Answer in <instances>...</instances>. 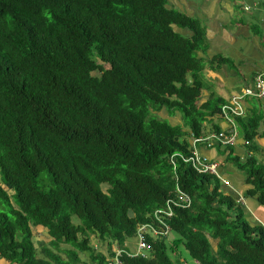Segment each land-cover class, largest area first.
I'll list each match as a JSON object with an SVG mask.
<instances>
[{
  "label": "trees",
  "instance_id": "1",
  "mask_svg": "<svg viewBox=\"0 0 264 264\" xmlns=\"http://www.w3.org/2000/svg\"><path fill=\"white\" fill-rule=\"evenodd\" d=\"M199 24L169 0H0L1 259L107 264L139 226L161 227L155 211L179 188L190 207L162 216L167 235H145L147 256L121 264H264V227L219 176L184 162L224 103L198 105ZM258 120L236 119L247 141ZM230 160L264 206V167ZM35 227L47 245L34 246Z\"/></svg>",
  "mask_w": 264,
  "mask_h": 264
},
{
  "label": "crops",
  "instance_id": "2",
  "mask_svg": "<svg viewBox=\"0 0 264 264\" xmlns=\"http://www.w3.org/2000/svg\"><path fill=\"white\" fill-rule=\"evenodd\" d=\"M169 5L197 20L204 31L205 47L195 52L196 60L202 64L199 106L215 98L225 102L230 97L240 96L241 89L253 85L257 74H264V0H169ZM178 32L187 37L193 35L188 29L178 28ZM240 105L244 122L253 115L259 117L252 139L247 141L241 128L227 124L219 116H209L203 123L202 137L215 133V125H218L222 131L237 133L235 143L228 147L200 143L195 150L207 160L218 163L222 191L241 204L251 222L264 227V206L256 197L246 195L252 186L230 160L238 158L244 162L252 157L258 166L264 167V98H247ZM168 119L173 125L182 124L179 115ZM32 233L36 248L49 243L47 231L42 227H35ZM34 237H37L36 243ZM91 244L96 245L92 240ZM102 249L106 253V245H102ZM0 264L8 262L0 258Z\"/></svg>",
  "mask_w": 264,
  "mask_h": 264
},
{
  "label": "built area",
  "instance_id": "3",
  "mask_svg": "<svg viewBox=\"0 0 264 264\" xmlns=\"http://www.w3.org/2000/svg\"><path fill=\"white\" fill-rule=\"evenodd\" d=\"M255 84H256V93L255 95L257 97H263L264 96V79L261 76H257L255 78ZM250 93V91H247ZM227 112H230V114L238 115L240 114V111H236V109H231L229 107H225ZM235 135H211L206 138H196L193 140L194 143H200V142H206L208 144L212 143L213 141H218L222 145H231L234 143ZM184 162L188 163L190 162L191 165L199 172V173H209L214 174L218 176V163L217 162H211L208 161L206 158L200 156L196 150L193 148V154L190 158L184 159ZM176 197L167 199L166 201V207L165 209H158L155 211V217L158 221L159 225L161 227H152L149 225H141L137 229V233L135 235V238L137 239L136 243V251L135 252H129L125 251L124 249L119 248L118 246L114 247L112 249L113 256L110 257L107 264H121L120 257L122 253H126L127 256H141L145 258L147 256V251L149 250V245L146 241L145 235L150 234L153 237L161 238L167 235L168 233V226L164 223L162 216L171 217L173 215V208L179 207V208H189L191 205V198L179 190V188H176Z\"/></svg>",
  "mask_w": 264,
  "mask_h": 264
},
{
  "label": "clouds",
  "instance_id": "4",
  "mask_svg": "<svg viewBox=\"0 0 264 264\" xmlns=\"http://www.w3.org/2000/svg\"><path fill=\"white\" fill-rule=\"evenodd\" d=\"M245 10H249V8H245ZM181 13V12H180ZM183 14V13H182ZM187 17V16H186ZM190 18V17H188ZM191 19H194V18H191ZM172 28L175 32L179 33L178 32V27L176 25H172ZM188 31H190L188 29ZM192 32V31H191ZM193 33V32H192ZM196 52V51H195ZM257 76H261L263 77L264 79V74H257L255 77H254V80H253V85L251 87H247V88H243L241 89V93L239 94L240 96H233V97H230L228 101H225L221 106H220V112L217 113L216 116H219L222 120H224L227 124H231L233 126H237V123H236V119H240L241 117H243L244 113L242 112V108H241V105H240V102H242L244 99H247V98H252V99H263V97H257L255 95L257 89H256V84H255V78ZM247 91H250V93H248ZM225 107H229L231 109H236V111H240V114L238 115H233V114H230V112H227L226 110H223V109H226ZM215 116V115H214ZM242 119V118H241ZM223 134L225 136H229L231 134H234L235 135V139H236V132H229L228 130L227 131H222L220 129V131L218 133H213V134H210L208 136H205V137H200V138H206V137H209L211 135H219V134ZM196 139L193 137L192 139V146L193 148L195 149V146L196 144H200V143H204L206 144L207 146H211L213 144H217L219 146H223V147H228V146H232L234 143H235V139H234V143L231 144V145H222L220 142L218 141H213L212 143L208 144L206 142H200V143H194L193 140ZM209 161V160H208ZM211 162H214V161H211ZM135 237V236H134Z\"/></svg>",
  "mask_w": 264,
  "mask_h": 264
},
{
  "label": "rangeland",
  "instance_id": "5",
  "mask_svg": "<svg viewBox=\"0 0 264 264\" xmlns=\"http://www.w3.org/2000/svg\"><path fill=\"white\" fill-rule=\"evenodd\" d=\"M166 112L162 111L160 114L163 115V116H166L165 114ZM178 116V113H175L174 115V118H176ZM168 121H170L169 119H167ZM180 125V124H179ZM72 220H73V223L75 224H79V220L73 216L72 217ZM35 228H33L34 230ZM42 234H39L38 236L41 237ZM43 236V235H42ZM171 236H174V234L172 233ZM36 240H37V237H34V242L36 243ZM91 240L94 244H96V251H103L102 249V245H100V243L97 241V239L95 237H91ZM136 243H137V239L135 237L133 238H130L128 239L126 242H125V246L128 248V250L130 252H135L136 251ZM185 255V253H184ZM186 256V255H185ZM81 258L82 260H86L85 256L84 255H81ZM190 263V262H189Z\"/></svg>",
  "mask_w": 264,
  "mask_h": 264
}]
</instances>
